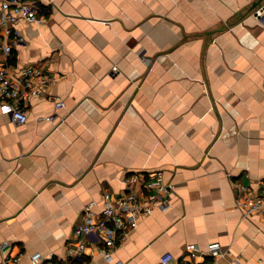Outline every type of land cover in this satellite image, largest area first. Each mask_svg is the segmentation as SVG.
Returning a JSON list of instances; mask_svg holds the SVG:
<instances>
[{
  "label": "crops",
  "instance_id": "crops-1",
  "mask_svg": "<svg viewBox=\"0 0 264 264\" xmlns=\"http://www.w3.org/2000/svg\"><path fill=\"white\" fill-rule=\"evenodd\" d=\"M35 1L10 62L54 79L25 123L0 112V264L68 262L86 207L159 171L172 205L74 264H264V216L236 207L264 191V0Z\"/></svg>",
  "mask_w": 264,
  "mask_h": 264
},
{
  "label": "built area",
  "instance_id": "built-area-1",
  "mask_svg": "<svg viewBox=\"0 0 264 264\" xmlns=\"http://www.w3.org/2000/svg\"><path fill=\"white\" fill-rule=\"evenodd\" d=\"M43 10L40 2L35 0H0V52L6 56L0 61V112L9 114L16 124L27 121L28 100L32 96L41 94L54 79L40 65L15 70L10 62L14 46L24 42L19 30L20 23L43 24L46 22V17L42 14ZM4 36L10 38L8 42H3ZM56 100V108L64 106L61 98ZM47 119L53 122L55 116H48ZM162 175L163 173L159 171L146 179H141L138 174L124 178L125 188L122 192L104 193V207L97 215L90 206L92 204L87 206L85 222L75 230L77 244L69 249L70 259L63 264H74L75 258L91 256L93 246L107 261L112 262L113 252L121 245L127 229L134 224L137 216L151 215L156 209L167 210L172 205L170 195L174 192V186L164 182ZM247 191V186H240L236 207L246 216L251 214L264 216V191L254 197L248 196ZM6 245L1 243L0 248ZM192 247L190 246L189 250L195 257L196 251ZM38 257V255L32 256L33 259ZM173 259L171 253H166L161 257L160 264H169ZM2 264H21V253L5 254ZM47 264H53L51 259ZM181 264L196 263L187 260Z\"/></svg>",
  "mask_w": 264,
  "mask_h": 264
}]
</instances>
